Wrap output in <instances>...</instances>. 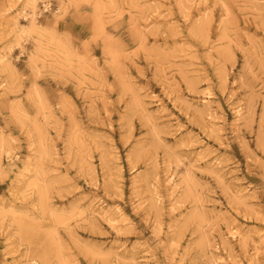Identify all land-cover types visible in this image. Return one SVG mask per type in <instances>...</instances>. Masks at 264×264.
Returning a JSON list of instances; mask_svg holds the SVG:
<instances>
[{"label":"rangeland","instance_id":"374dc122","mask_svg":"<svg viewBox=\"0 0 264 264\" xmlns=\"http://www.w3.org/2000/svg\"><path fill=\"white\" fill-rule=\"evenodd\" d=\"M0 264H264V0H0Z\"/></svg>","mask_w":264,"mask_h":264}]
</instances>
